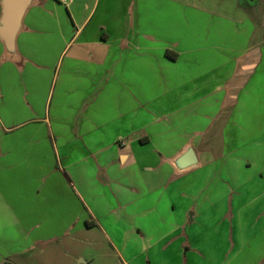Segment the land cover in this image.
Returning a JSON list of instances; mask_svg holds the SVG:
<instances>
[{"label": "crops", "instance_id": "obj_1", "mask_svg": "<svg viewBox=\"0 0 264 264\" xmlns=\"http://www.w3.org/2000/svg\"><path fill=\"white\" fill-rule=\"evenodd\" d=\"M191 8L31 0L0 41V263L264 264V17L225 47Z\"/></svg>", "mask_w": 264, "mask_h": 264}, {"label": "rangeland", "instance_id": "obj_2", "mask_svg": "<svg viewBox=\"0 0 264 264\" xmlns=\"http://www.w3.org/2000/svg\"><path fill=\"white\" fill-rule=\"evenodd\" d=\"M205 0H192V8L191 11L183 10V15H191L193 18L198 17L200 15H207L208 17H215L219 18L216 20V23L212 22L211 25L215 27L217 24V27L222 26V29L224 31L225 40H224V46H231L233 41H231L230 34L233 32H239L240 34H247L248 31L251 29V26H249L247 23H239V25H230L229 21L232 19H235L236 16H239L238 18L241 19V21L247 20V17L252 16V10L251 7L255 6L254 16L256 18L264 17V0H240V6L245 4L244 7L245 10L238 11L234 8H231L229 6L228 0H212L213 3L217 5V7L210 4V1L208 0V14H205L204 10L202 11L200 7L205 8V4L203 3ZM260 3V5L258 4ZM250 7V8H249ZM249 8V9H248ZM241 10V7L239 8ZM250 10V11H249ZM254 10V9H253ZM200 11H202V14H200ZM179 13V12H178ZM237 13L239 15H237ZM3 15V0H0V22ZM223 21H222V20ZM263 20V18H260ZM1 25V24H0ZM234 29H233V28ZM221 31V30H219ZM259 31V28H258ZM0 41L3 42V39L0 37ZM4 43V42H3ZM241 48L248 47L245 45H241ZM10 62V61H9ZM15 63H22L23 59L18 57L14 61ZM12 63V62H11ZM78 236V235H77ZM48 255L47 261L42 264H55L53 262V259L50 255V248L47 250ZM57 264H81L78 259V254H82L83 258L86 261H92V264H118L117 260L115 258L109 257L106 251V247L103 245V242L101 241L99 234L96 235V246L95 247H89L85 242L80 243V241H71V239L65 240L62 245L61 249H58L57 251Z\"/></svg>", "mask_w": 264, "mask_h": 264}, {"label": "water", "instance_id": "obj_3", "mask_svg": "<svg viewBox=\"0 0 264 264\" xmlns=\"http://www.w3.org/2000/svg\"><path fill=\"white\" fill-rule=\"evenodd\" d=\"M31 0H3V15L0 22V37L10 52L15 51L16 38L22 26ZM193 150H189L180 160V165H194Z\"/></svg>", "mask_w": 264, "mask_h": 264}, {"label": "trees", "instance_id": "obj_4", "mask_svg": "<svg viewBox=\"0 0 264 264\" xmlns=\"http://www.w3.org/2000/svg\"><path fill=\"white\" fill-rule=\"evenodd\" d=\"M0 264H15V263L12 260H10V259H5Z\"/></svg>", "mask_w": 264, "mask_h": 264}, {"label": "built area", "instance_id": "obj_5", "mask_svg": "<svg viewBox=\"0 0 264 264\" xmlns=\"http://www.w3.org/2000/svg\"><path fill=\"white\" fill-rule=\"evenodd\" d=\"M60 1L63 2V3H67L70 0H60Z\"/></svg>", "mask_w": 264, "mask_h": 264}]
</instances>
